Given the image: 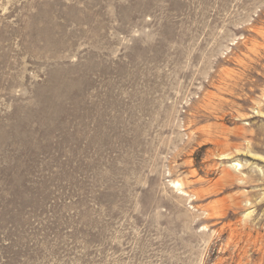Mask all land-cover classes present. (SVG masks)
<instances>
[{
  "label": "rangeland",
  "instance_id": "374dc122",
  "mask_svg": "<svg viewBox=\"0 0 264 264\" xmlns=\"http://www.w3.org/2000/svg\"><path fill=\"white\" fill-rule=\"evenodd\" d=\"M0 264H264V0H0Z\"/></svg>",
  "mask_w": 264,
  "mask_h": 264
},
{
  "label": "bare ground",
  "instance_id": "6f19581e",
  "mask_svg": "<svg viewBox=\"0 0 264 264\" xmlns=\"http://www.w3.org/2000/svg\"><path fill=\"white\" fill-rule=\"evenodd\" d=\"M237 166H238V167H241V164H240V163H238V165H237ZM237 166H234V167H233V169H234V170H237V168H238ZM238 170H239V168H238ZM238 170H237V171H238ZM235 172H236V171H235Z\"/></svg>",
  "mask_w": 264,
  "mask_h": 264
}]
</instances>
